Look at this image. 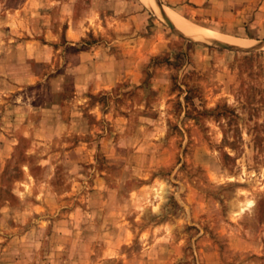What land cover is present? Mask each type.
<instances>
[{
    "label": "rangeland",
    "instance_id": "rangeland-1",
    "mask_svg": "<svg viewBox=\"0 0 264 264\" xmlns=\"http://www.w3.org/2000/svg\"><path fill=\"white\" fill-rule=\"evenodd\" d=\"M263 47L264 0H0V264H264Z\"/></svg>",
    "mask_w": 264,
    "mask_h": 264
},
{
    "label": "bare ground",
    "instance_id": "bare-ground-1",
    "mask_svg": "<svg viewBox=\"0 0 264 264\" xmlns=\"http://www.w3.org/2000/svg\"><path fill=\"white\" fill-rule=\"evenodd\" d=\"M171 25H172V24H171ZM262 49H264V47H263ZM250 206H251V204H247V205H246L247 208H249Z\"/></svg>",
    "mask_w": 264,
    "mask_h": 264
},
{
    "label": "water",
    "instance_id": "water-1",
    "mask_svg": "<svg viewBox=\"0 0 264 264\" xmlns=\"http://www.w3.org/2000/svg\"><path fill=\"white\" fill-rule=\"evenodd\" d=\"M167 23H168V25H169V26H171V27H172V25H171L170 21H168V20H167Z\"/></svg>",
    "mask_w": 264,
    "mask_h": 264
}]
</instances>
